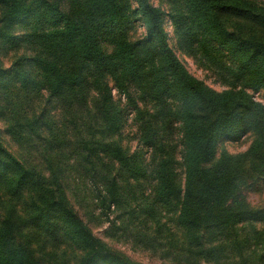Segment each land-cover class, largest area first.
Segmentation results:
<instances>
[{
	"label": "trees",
	"instance_id": "obj_1",
	"mask_svg": "<svg viewBox=\"0 0 264 264\" xmlns=\"http://www.w3.org/2000/svg\"><path fill=\"white\" fill-rule=\"evenodd\" d=\"M255 94L264 1L0 0V264H264Z\"/></svg>",
	"mask_w": 264,
	"mask_h": 264
},
{
	"label": "rangeland",
	"instance_id": "obj_2",
	"mask_svg": "<svg viewBox=\"0 0 264 264\" xmlns=\"http://www.w3.org/2000/svg\"><path fill=\"white\" fill-rule=\"evenodd\" d=\"M264 1V0H261ZM170 30V28H169ZM178 57L182 60L183 64L185 65L186 69L197 79L205 82L208 86L221 91L223 90V87L219 86L215 83L214 79L205 71L200 69L196 63L190 58L185 55L179 54ZM255 98L258 101H261L264 103V100L262 98V94H255ZM2 127V125H0ZM244 140L241 144H229L227 147L229 150H231L233 153L235 152H241L247 149L248 143ZM249 202L253 206H258L262 203H264V192H250L247 194ZM96 234L98 236H102L100 231H96ZM115 248L118 250H121L124 252L127 256H129L132 260L142 263V264H162L161 262L157 261L156 259L152 258L148 254L144 252H134L130 247L121 246V245H115Z\"/></svg>",
	"mask_w": 264,
	"mask_h": 264
}]
</instances>
